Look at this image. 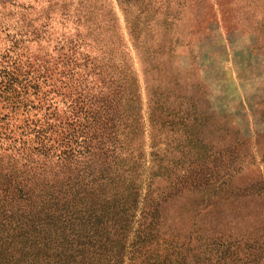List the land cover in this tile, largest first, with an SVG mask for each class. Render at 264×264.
<instances>
[{"label":"rangeland","instance_id":"obj_1","mask_svg":"<svg viewBox=\"0 0 264 264\" xmlns=\"http://www.w3.org/2000/svg\"><path fill=\"white\" fill-rule=\"evenodd\" d=\"M80 103L108 112L116 141L142 162L141 202L146 191L170 198L185 173L219 170L206 156L239 159L237 191L257 183L264 0H0V170L10 156L39 159ZM243 219L227 229L254 226L252 213Z\"/></svg>","mask_w":264,"mask_h":264},{"label":"trees","instance_id":"obj_2","mask_svg":"<svg viewBox=\"0 0 264 264\" xmlns=\"http://www.w3.org/2000/svg\"><path fill=\"white\" fill-rule=\"evenodd\" d=\"M122 102L126 121L128 94ZM100 108L74 104L47 152L26 165L10 156L13 166L0 170V264H116L122 256L125 264H264L262 170L257 183L237 191L232 185L243 169L233 165L239 159L206 156L220 169L185 173L170 198L164 190L146 191L141 202L142 162L126 150L127 138L116 141ZM127 173L138 181L124 182ZM176 195L185 202L178 205ZM247 213L252 228L243 222L227 229L229 220Z\"/></svg>","mask_w":264,"mask_h":264}]
</instances>
